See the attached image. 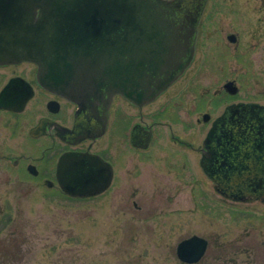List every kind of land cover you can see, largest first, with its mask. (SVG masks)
<instances>
[{
	"label": "rangeland",
	"instance_id": "obj_1",
	"mask_svg": "<svg viewBox=\"0 0 264 264\" xmlns=\"http://www.w3.org/2000/svg\"><path fill=\"white\" fill-rule=\"evenodd\" d=\"M195 42L191 64L160 102L182 98L190 118L237 97L264 103V0H207ZM226 80L238 93L222 91ZM214 97L223 101L213 106ZM32 104L19 114L0 108V264H264V200L220 194L197 159L187 171L192 183L156 155L140 184H114L96 196L64 194L55 179L59 144L50 149L49 138L28 132L37 117ZM165 174L184 179L155 182ZM194 234L207 248L198 262L184 263L176 245Z\"/></svg>",
	"mask_w": 264,
	"mask_h": 264
},
{
	"label": "water",
	"instance_id": "obj_2",
	"mask_svg": "<svg viewBox=\"0 0 264 264\" xmlns=\"http://www.w3.org/2000/svg\"><path fill=\"white\" fill-rule=\"evenodd\" d=\"M206 0H0V64L32 61L38 82L80 102L84 98L121 93L150 99L169 85L191 62L197 24ZM228 38L234 41L235 36ZM0 91V107L21 109L30 94L11 103L16 81ZM237 92L233 80L225 82ZM228 105L209 131V137L237 108ZM258 106V105H256ZM253 109V107H250ZM262 107L254 109L264 119ZM204 166L203 159L201 160ZM223 163H228L224 158ZM28 170L36 174L32 164ZM55 178L73 197L104 191L111 179L110 165L99 156L64 152L56 162ZM225 186V187H224ZM237 185L215 186L231 196ZM207 240L191 235L176 246L177 258L198 262Z\"/></svg>",
	"mask_w": 264,
	"mask_h": 264
},
{
	"label": "flooded vegetation",
	"instance_id": "obj_3",
	"mask_svg": "<svg viewBox=\"0 0 264 264\" xmlns=\"http://www.w3.org/2000/svg\"><path fill=\"white\" fill-rule=\"evenodd\" d=\"M234 36V42H237V36ZM189 65L150 99H132L121 93H114L110 97H90L76 102L41 85L37 79L38 65L26 60L0 64V79L6 78L0 91L11 79H15L11 93L13 106L31 92L21 109L4 110L19 114L25 112L28 104L33 102L31 107L36 110L34 113L37 112V117L28 132L33 137L49 138L52 143L48 146L50 149L58 143V157L64 152L72 151L97 155L109 164L111 179L104 191L110 190L114 184H140L145 178L147 162L150 163L158 155V159H163L167 168L180 167L186 174L188 170H192L197 159L202 174L214 187L237 185L232 192L234 198L264 200V119L259 118L254 111L257 107H262L261 113L264 114V103L237 97L223 102L216 111L208 108L200 116L186 117L181 107L182 98L160 102V97L184 76ZM225 82L222 84V91L229 95L238 93V86L236 93L227 91ZM221 89L214 93L221 94ZM222 101L223 99L214 97L211 104ZM156 102L157 106L151 107ZM231 104H251L253 109L249 107L243 110L242 106L237 108V113L220 121L218 129L210 138L209 131L214 122ZM191 105L188 106V115L193 117ZM179 130H185L190 138L176 134ZM163 138L171 142V145ZM226 156L228 163L225 165L223 161ZM17 161V158L13 160L14 163ZM192 178L191 173H188L184 182L192 183ZM177 179L183 181L184 177L172 178L165 174L155 178V182L171 184ZM46 183L53 184L49 179ZM134 205L138 207L136 202Z\"/></svg>",
	"mask_w": 264,
	"mask_h": 264
}]
</instances>
